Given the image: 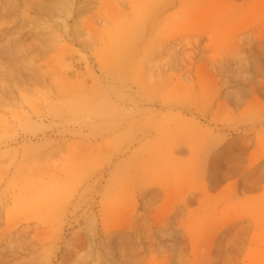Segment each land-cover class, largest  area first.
<instances>
[{
	"label": "rangeland",
	"instance_id": "374dc122",
	"mask_svg": "<svg viewBox=\"0 0 264 264\" xmlns=\"http://www.w3.org/2000/svg\"><path fill=\"white\" fill-rule=\"evenodd\" d=\"M256 263L264 0H0V264Z\"/></svg>",
	"mask_w": 264,
	"mask_h": 264
},
{
	"label": "bare ground",
	"instance_id": "6f19581e",
	"mask_svg": "<svg viewBox=\"0 0 264 264\" xmlns=\"http://www.w3.org/2000/svg\"><path fill=\"white\" fill-rule=\"evenodd\" d=\"M182 123V122H181ZM184 128V127H183ZM206 129V128H205ZM204 129V130H205ZM176 130H178V129H176ZM184 131V130H183ZM182 131V132H183ZM197 131V130H196ZM178 132V131H177ZM198 132V131H197ZM173 133H175V132H173ZM196 133V132H195ZM165 134H166V132H165ZM171 135V134H170ZM197 135V134H196ZM170 137V136H169ZM185 137V136H184ZM197 138H198V136H197ZM202 138V137H201ZM156 139V138H155ZM172 139V138H171ZM181 139V138H180ZM204 139V138H203ZM206 139V138H205ZM165 140V139H164ZM166 140H168V139H166ZM200 140V139H199ZM202 140V139H201ZM207 140V139H206ZM224 140V139H223ZM178 141V140H177ZM180 142V141H179ZM157 143V142H156ZM166 144H167V142H166ZM166 144H165V146H164V150L161 152V153H163V154H167V146H166ZM215 144H217V143H215ZM208 145V144H207ZM162 146V145H161ZM177 146V145H176ZM179 146V145H178ZM183 146V145H182ZM159 149V148H158ZM189 149V148H188ZM190 152H191V149L189 150ZM149 153V152H148ZM143 154H144V152H143ZM189 155V154H188ZM151 156V155H150ZM196 158V157H195ZM143 160V159H142ZM150 160V159H149ZM170 160V159H169ZM139 161V160H138ZM148 161V160H147ZM163 161V160H162ZM203 161H204V159H203ZM141 162V161H140ZM137 163V162H136ZM139 163V162H138ZM180 163V162H179ZM182 163V162H181ZM147 164V163H146ZM167 164V163H166ZM178 164V163H177ZM182 165V164H181ZM184 165V164H183ZM182 165V166H183ZM203 165V164H202ZM163 166V165H162ZM204 166V165H203ZM215 166H216V163H214L213 164V167L215 168ZM181 167V166H180ZM156 169H158V168H156ZM215 173L216 172H214L213 173V175L212 176H214L215 175ZM149 174V173H148ZM152 174V173H151ZM221 176V175H220ZM219 178V177H218ZM166 184V183H165ZM158 186V185H157ZM163 186V185H162ZM141 189V188H140ZM164 189V188H163ZM162 191V190H161ZM164 191V190H163ZM142 192V191H141ZM140 192V193H141ZM133 193V192H132ZM164 193V192H163ZM203 193H205V192H203ZM140 196V195H139ZM121 197H119V199H120ZM119 202H120V200H119ZM118 202V203H119ZM185 202V201H184ZM185 204V203H184ZM119 205H120V203H119ZM258 241V240H257ZM263 256V255H262ZM253 261V260H252ZM254 262V261H253ZM257 264V263H256Z\"/></svg>",
	"mask_w": 264,
	"mask_h": 264
}]
</instances>
